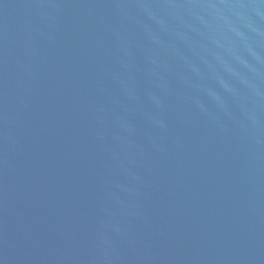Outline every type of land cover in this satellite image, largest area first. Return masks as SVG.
Instances as JSON below:
<instances>
[{"label": "water", "instance_id": "95a60500", "mask_svg": "<svg viewBox=\"0 0 264 264\" xmlns=\"http://www.w3.org/2000/svg\"><path fill=\"white\" fill-rule=\"evenodd\" d=\"M0 264H264V0H0Z\"/></svg>", "mask_w": 264, "mask_h": 264}]
</instances>
